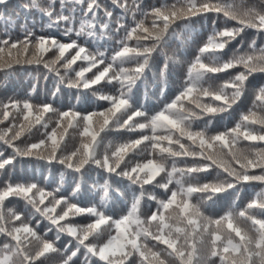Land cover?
<instances>
[{
  "label": "trees",
  "instance_id": "obj_1",
  "mask_svg": "<svg viewBox=\"0 0 264 264\" xmlns=\"http://www.w3.org/2000/svg\"><path fill=\"white\" fill-rule=\"evenodd\" d=\"M0 264H264V0L1 3Z\"/></svg>",
  "mask_w": 264,
  "mask_h": 264
},
{
  "label": "water",
  "instance_id": "obj_2",
  "mask_svg": "<svg viewBox=\"0 0 264 264\" xmlns=\"http://www.w3.org/2000/svg\"><path fill=\"white\" fill-rule=\"evenodd\" d=\"M6 1H8V0H0V4H1V3H4V2H6Z\"/></svg>",
  "mask_w": 264,
  "mask_h": 264
}]
</instances>
